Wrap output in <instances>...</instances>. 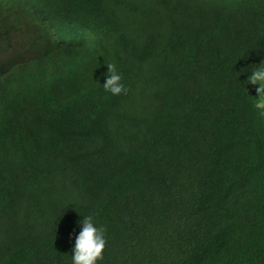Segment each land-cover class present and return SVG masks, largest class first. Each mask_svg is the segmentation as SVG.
Listing matches in <instances>:
<instances>
[{
  "label": "trees",
  "instance_id": "16d2710c",
  "mask_svg": "<svg viewBox=\"0 0 264 264\" xmlns=\"http://www.w3.org/2000/svg\"><path fill=\"white\" fill-rule=\"evenodd\" d=\"M254 1L241 25L243 0H0V61H24L1 98L25 91L0 110V264H72L88 216L98 264H264ZM203 100L222 114L179 106Z\"/></svg>",
  "mask_w": 264,
  "mask_h": 264
},
{
  "label": "clouds",
  "instance_id": "9594fccd",
  "mask_svg": "<svg viewBox=\"0 0 264 264\" xmlns=\"http://www.w3.org/2000/svg\"><path fill=\"white\" fill-rule=\"evenodd\" d=\"M246 1L247 0H243L245 9H240L241 25L242 21H245L247 18H249L251 14L254 16L253 7L258 8V6H260L259 1H254V4L251 5H248ZM259 12L260 14L261 12H263L264 16V7ZM142 40L144 43L140 45L141 48L145 45H152V42L145 40L144 38ZM58 46H62V44H59ZM52 54L55 53L53 52ZM21 62L24 61H22L20 57L16 60L4 58V63L0 61V110H6L8 111V113L18 106V101L23 97L25 91H23L22 93L20 92V95L12 96V98L3 99L1 98L2 80L5 75L9 74L12 71L13 66ZM107 67L109 69V74L107 82L103 85L105 91L111 93L113 96H120L122 94L127 95L128 89L122 83V76L117 72L116 65L107 64ZM248 83L259 86L257 89L259 100L257 101L255 106L260 109L261 114L264 115V63L261 64V67L252 70L251 75L248 77ZM216 105V102L205 100L200 101L196 104H191L189 102L179 104V106L184 108L187 113L191 112V115L196 119H199L200 115L205 114L209 111H212L216 116H218V114H222L219 113V111H214L213 108ZM244 118H246V116ZM207 179L211 181L210 178ZM147 187L148 186H146L145 189H147ZM154 202L157 206L161 203H167L170 206L171 212L173 211V207L177 203L173 198L162 199ZM82 225V231L77 237L75 248L73 249L74 255H72V264H98L99 261L103 260L104 252L106 250L107 230L103 226L97 227L94 224L93 218L91 216L85 217L82 221Z\"/></svg>",
  "mask_w": 264,
  "mask_h": 264
}]
</instances>
